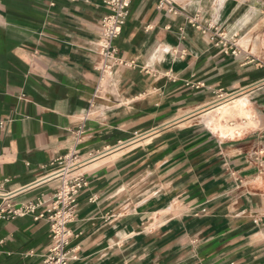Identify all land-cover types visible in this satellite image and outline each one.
<instances>
[{
    "label": "crops",
    "instance_id": "crops-1",
    "mask_svg": "<svg viewBox=\"0 0 264 264\" xmlns=\"http://www.w3.org/2000/svg\"><path fill=\"white\" fill-rule=\"evenodd\" d=\"M159 2L132 0L102 76L104 0H0V207L50 204L76 150L69 264H264V0ZM42 212L0 219V264H45Z\"/></svg>",
    "mask_w": 264,
    "mask_h": 264
},
{
    "label": "built area",
    "instance_id": "built-area-1",
    "mask_svg": "<svg viewBox=\"0 0 264 264\" xmlns=\"http://www.w3.org/2000/svg\"><path fill=\"white\" fill-rule=\"evenodd\" d=\"M132 0H104L108 13L102 21L101 39L99 42V53L102 62L98 70L104 76L115 65H127L119 60L114 41L121 35L123 28L129 16V8ZM169 3V0H160L159 6ZM82 130L77 132L76 142L81 140ZM78 151H74L64 161L65 170L61 176L60 189L55 199L48 205L44 206L40 202L29 203L21 207L6 208L0 207V219H13L16 217L35 214L40 208L44 212L36 216V220L45 219L50 224L52 233V243L45 257V264H69L74 256L69 249L71 238L73 237L70 230V224L76 220L78 209L79 192L87 186L83 177H68V173L82 165L84 162L79 158ZM63 162H60L62 164Z\"/></svg>",
    "mask_w": 264,
    "mask_h": 264
},
{
    "label": "bare ground",
    "instance_id": "bare-ground-1",
    "mask_svg": "<svg viewBox=\"0 0 264 264\" xmlns=\"http://www.w3.org/2000/svg\"><path fill=\"white\" fill-rule=\"evenodd\" d=\"M246 105L247 103L245 102L235 101L234 108H230V105H223L216 109V117L213 118L214 128L220 129L222 132H226L227 134L234 135L238 129L234 125H228L227 121L237 117L243 118L245 121L246 119L251 120L253 115L251 116V112L247 109L248 107H246Z\"/></svg>",
    "mask_w": 264,
    "mask_h": 264
},
{
    "label": "rangeland",
    "instance_id": "rangeland-1",
    "mask_svg": "<svg viewBox=\"0 0 264 264\" xmlns=\"http://www.w3.org/2000/svg\"><path fill=\"white\" fill-rule=\"evenodd\" d=\"M263 38H264V36H263ZM214 42H215V40H213ZM263 43H264V39H263ZM253 55L255 56V57H251V59H252V61H250L251 63H253V68L255 69V67H257L259 70H264V50L263 51H256V52H254L253 53ZM241 94V93H240ZM237 101H239V102H245V103H247V101L245 100V99H241V100H237ZM214 106V105H213ZM230 108H234V103L233 104H230ZM213 114V117H212V121H211V124H213L214 125V120H213V118L214 117H216V111L215 112H213L212 113ZM212 116V115H211ZM238 118H240V117H238ZM241 119H243V118H241ZM229 120H231V119H229ZM229 120L227 121V123H228V125H230L229 124ZM235 126V125H234ZM213 130H217V131H221L222 132V130H220V129H215L214 128V126H213ZM223 134H227L226 132H222ZM228 135H230V136H233V135H231V134H228ZM234 175V174H233ZM238 182H241V181H239L238 180ZM257 224V223H256Z\"/></svg>",
    "mask_w": 264,
    "mask_h": 264
}]
</instances>
